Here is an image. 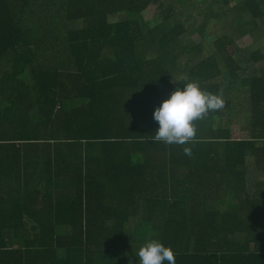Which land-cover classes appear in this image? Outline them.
<instances>
[{
    "label": "trees",
    "instance_id": "16d2710c",
    "mask_svg": "<svg viewBox=\"0 0 264 264\" xmlns=\"http://www.w3.org/2000/svg\"><path fill=\"white\" fill-rule=\"evenodd\" d=\"M263 43L264 0H0V264H137L151 240L186 264L171 242L211 234L264 264ZM191 82L223 107L153 142ZM182 201L220 204L214 232L181 230Z\"/></svg>",
    "mask_w": 264,
    "mask_h": 264
},
{
    "label": "clouds",
    "instance_id": "9594fccd",
    "mask_svg": "<svg viewBox=\"0 0 264 264\" xmlns=\"http://www.w3.org/2000/svg\"><path fill=\"white\" fill-rule=\"evenodd\" d=\"M223 100L212 93L201 90L195 82L188 83L183 89H177L161 102L153 113L158 123L153 142L166 144H186L196 135L194 121L203 118L209 111L223 107ZM185 155H191V149H183ZM137 264H176L175 255L170 247L157 240H151L137 253Z\"/></svg>",
    "mask_w": 264,
    "mask_h": 264
},
{
    "label": "crops",
    "instance_id": "0c3cea01",
    "mask_svg": "<svg viewBox=\"0 0 264 264\" xmlns=\"http://www.w3.org/2000/svg\"><path fill=\"white\" fill-rule=\"evenodd\" d=\"M252 51V49L250 50ZM234 134V132H233ZM185 201H191L196 198L198 200L201 199H210L214 201L217 199V195L215 193L207 194V193H183L181 194ZM181 207L185 210V215H187L188 219L192 224L182 225L181 230H194L196 232H206L213 233L215 227H207V226H199L201 220V212H215L219 208L222 209L221 205L218 203H202V202H193L191 204H186L185 202H181ZM187 227V228H183ZM171 242V241H170ZM172 245L176 248L189 251V257H186V264H249V260L246 259L248 256H222L219 252L223 248V242L215 243L214 236L211 234L207 239H203V236L198 239V235L192 236V239H181L179 243L171 242ZM145 243L142 244L144 246ZM140 246L134 252L138 253V250L142 247ZM230 258V261L228 260ZM239 260V261H238ZM248 260V261H247ZM252 264H261L259 258L251 259ZM137 262V260L135 261Z\"/></svg>",
    "mask_w": 264,
    "mask_h": 264
},
{
    "label": "rangeland",
    "instance_id": "374dc122",
    "mask_svg": "<svg viewBox=\"0 0 264 264\" xmlns=\"http://www.w3.org/2000/svg\"><path fill=\"white\" fill-rule=\"evenodd\" d=\"M220 5L221 4H218L217 7L220 8ZM151 16H152L151 14L147 13V17L146 18L150 19ZM250 42H251L250 40L249 41H245V42H242L241 45L251 44ZM232 129H233V132H234L233 136H234L235 139H237V140H240V139L244 140L245 139L246 135L241 131V127L239 125L233 126Z\"/></svg>",
    "mask_w": 264,
    "mask_h": 264
}]
</instances>
